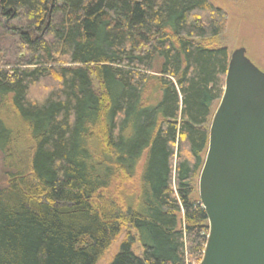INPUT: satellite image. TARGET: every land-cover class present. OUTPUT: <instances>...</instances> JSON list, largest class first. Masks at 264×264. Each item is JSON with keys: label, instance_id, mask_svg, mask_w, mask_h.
Wrapping results in <instances>:
<instances>
[{"label": "trees", "instance_id": "1", "mask_svg": "<svg viewBox=\"0 0 264 264\" xmlns=\"http://www.w3.org/2000/svg\"><path fill=\"white\" fill-rule=\"evenodd\" d=\"M0 19L21 52L9 69L0 55V264H97L122 231L110 264H198L226 13L209 0H0Z\"/></svg>", "mask_w": 264, "mask_h": 264}, {"label": "water", "instance_id": "2", "mask_svg": "<svg viewBox=\"0 0 264 264\" xmlns=\"http://www.w3.org/2000/svg\"><path fill=\"white\" fill-rule=\"evenodd\" d=\"M208 234L198 264H264V73L230 54L198 178Z\"/></svg>", "mask_w": 264, "mask_h": 264}, {"label": "rangeland", "instance_id": "3", "mask_svg": "<svg viewBox=\"0 0 264 264\" xmlns=\"http://www.w3.org/2000/svg\"><path fill=\"white\" fill-rule=\"evenodd\" d=\"M209 2L227 15L226 31L217 40L218 44L226 47L230 54L237 49H244L246 58L264 73V0H209ZM2 26L3 21L0 19V55L2 65L9 69L13 67L21 52L18 51L14 40L3 34ZM5 172L0 155V186L4 183ZM196 185L197 183L194 185L195 188ZM126 234V231H122L97 264H110ZM132 250L135 254H140L141 249L137 242ZM186 264L195 262L187 260Z\"/></svg>", "mask_w": 264, "mask_h": 264}]
</instances>
